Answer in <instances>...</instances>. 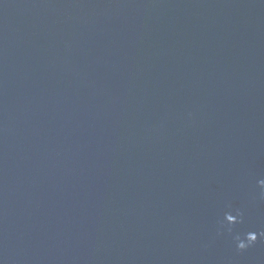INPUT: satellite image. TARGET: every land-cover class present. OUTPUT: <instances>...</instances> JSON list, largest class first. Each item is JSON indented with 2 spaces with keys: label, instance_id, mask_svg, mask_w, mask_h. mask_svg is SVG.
Returning a JSON list of instances; mask_svg holds the SVG:
<instances>
[{
  "label": "water",
  "instance_id": "water-1",
  "mask_svg": "<svg viewBox=\"0 0 264 264\" xmlns=\"http://www.w3.org/2000/svg\"><path fill=\"white\" fill-rule=\"evenodd\" d=\"M260 184L264 0H0V264H264Z\"/></svg>",
  "mask_w": 264,
  "mask_h": 264
},
{
  "label": "clouds",
  "instance_id": "clouds-1",
  "mask_svg": "<svg viewBox=\"0 0 264 264\" xmlns=\"http://www.w3.org/2000/svg\"><path fill=\"white\" fill-rule=\"evenodd\" d=\"M262 187H264V186H262ZM238 222L239 221L237 220L235 223L226 222V224L227 225H234ZM229 230H231V229H229ZM261 235H264V233H262ZM235 241H236L237 250L243 251V250L247 249L248 247H250L251 245H253L257 241V234L255 232H249L243 238H241V236L237 235V236H235Z\"/></svg>",
  "mask_w": 264,
  "mask_h": 264
}]
</instances>
